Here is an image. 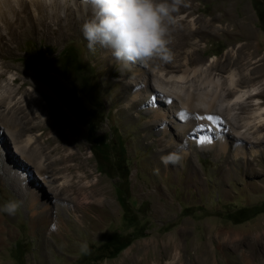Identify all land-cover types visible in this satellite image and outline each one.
Returning <instances> with one entry per match:
<instances>
[{
    "label": "rangeland",
    "instance_id": "obj_1",
    "mask_svg": "<svg viewBox=\"0 0 264 264\" xmlns=\"http://www.w3.org/2000/svg\"><path fill=\"white\" fill-rule=\"evenodd\" d=\"M75 2L83 4L82 0ZM180 4L178 13L193 8L191 17L196 26L207 32L194 35L190 42L197 38L196 44L183 45L181 49L168 46L161 55L145 61H118L110 49L98 45L89 50L82 33L70 38L65 35L62 44H56L51 34L42 32L46 25L55 27L49 18H45L46 25L29 27L20 39L17 35L0 39V70H6L0 84L13 76L17 78L16 87L25 80L17 96H38L34 106L52 123L49 130L57 129L60 143L69 141L73 150H79L80 164L75 174L82 177L81 184L96 185L97 189L93 196L89 189H71L52 197L37 177L35 167L18 159L16 142L4 134L5 141L0 143V204L14 199L19 208L13 215L0 213V264H175L177 259L176 264H264V142L259 145L263 150L255 161V175L238 173L236 178H221L219 167H224L233 153L213 158L212 153L196 148L188 161L182 150L189 153L192 147L182 145L175 118H155L154 125L147 111L148 105L156 102L147 97L152 89L134 85L141 81L156 86L161 81L159 75L156 77L159 68L180 72L187 53L192 67L194 57L202 62L210 57L221 62L237 51L242 63L239 69L250 71V84L263 89L264 0H182ZM216 4L235 16L236 32H211L210 23H218L213 21L212 7ZM220 26L227 30L231 27L227 13ZM177 27L183 29L187 23L178 21ZM247 41L250 44L244 45ZM64 51L75 58V63L63 71ZM214 70L213 74L219 72ZM228 70L226 67L220 71L221 76H226ZM135 88L145 96L131 104ZM259 96L264 101V90ZM75 103L78 119L67 106ZM165 105L161 102L158 107ZM88 123L94 126L91 136H101L106 145L108 155L104 159H97L90 149ZM164 125L166 142L175 145V151H157L166 143L159 140ZM148 126L153 133L152 144L144 136L149 134ZM261 132L264 134V129ZM187 136L192 137L185 134L184 139H189ZM163 156H173L176 162L165 164ZM11 166L25 168L29 179L41 184L35 212L30 209L28 194L21 195L16 189L14 180L22 176L9 173ZM53 168L55 165H50L47 174ZM190 168L194 171L188 172ZM28 177L23 176L25 182ZM117 188L126 194L130 212L136 217L133 222L123 217ZM64 199L79 203V212H71L70 203ZM49 207L57 212L55 218L52 214L50 219L45 217ZM112 233L131 241L115 256L104 257L106 252L98 250V246ZM82 244L88 246L87 254L81 253Z\"/></svg>",
    "mask_w": 264,
    "mask_h": 264
},
{
    "label": "bare ground",
    "instance_id": "obj_2",
    "mask_svg": "<svg viewBox=\"0 0 264 264\" xmlns=\"http://www.w3.org/2000/svg\"><path fill=\"white\" fill-rule=\"evenodd\" d=\"M181 6L180 4L177 12L173 14H177L175 22L168 26L165 47L181 49L183 45L196 44L197 38L193 43L190 42L194 35L197 32H200V34L202 31L207 32L201 26H196L194 19L191 17L193 8L188 10L189 8L185 7L184 9L187 10L178 13L182 9ZM212 11L215 13L213 21H218V23L213 25L208 20L212 25L213 30L211 32L221 29L222 32H236L235 28L238 24L235 21V16L229 10L223 9L221 4H216L212 7ZM224 13H227L231 20V27L228 30L220 26ZM89 16L90 9L85 4L78 6L75 0H0V23L3 32H5L4 35L0 34V39H11L13 35L19 36L20 39L22 34L29 31V27L46 25L45 18H49V23L53 22L55 27L51 28L46 25L43 27L42 32L51 34L50 36L56 44H62L65 35L70 38L81 34L80 26ZM178 21H185L187 27L178 28ZM23 27L25 28L23 29ZM201 37L200 35L198 40H201ZM243 44L248 45L250 43L247 41ZM231 48L233 49V46L228 47L230 50ZM192 61L195 65L190 67L187 53L181 63L184 68L180 72L177 69L164 71L163 68H159L156 77L159 75L158 78H161V81L156 86L147 82L141 84V81L134 83V85H144L152 89L147 96L148 100L152 97L156 102L158 100L166 104L162 108L158 107L161 102L148 105L147 111L154 118H152L154 125H156L155 118L163 119V121L169 117L175 118L177 123V133H175L183 138L182 145L192 147L189 153L182 150V154L188 161L196 148L212 153L213 158L225 157L232 152L233 157L230 155L226 165L219 167V170L222 169V175L224 176H221V178H236L235 175L238 173L255 175L258 172L255 170V161L260 157L263 150L259 148V145L264 142V134L261 132L264 129V105L262 104L264 101L259 96L264 88L259 89L257 85L250 84L253 79L251 72L239 69V67L242 68V63L239 60L237 51L235 56H227L221 62H217L213 57L204 62L194 57ZM226 67L230 69L228 74L221 76L220 71ZM214 69L219 72L213 74ZM31 70H34L32 66ZM4 75H6V70H0V78ZM16 79L14 76L9 77L8 80L3 79L6 81L5 84H0V128L2 129L0 143H3V139L5 141L4 134L12 139L13 143L16 142L14 146L17 154L19 153L18 159H21L26 165L35 167L37 177L48 187L47 190L52 194V197L57 198L61 190L71 189H89V194L93 196L97 190L96 185H92V188L81 184L82 177L75 174V170L80 164L78 148L74 147L73 150L69 145V141L60 143L57 137V129L56 131L49 130L52 123L48 122L39 108L34 106L37 103L35 100L38 96L31 97L29 93L25 96H17V90L25 80L16 87ZM242 83H245V85H242ZM144 96L142 90L135 88L132 92V99H134L131 104H135L136 99ZM147 129L149 134L146 132L144 136L149 137L151 139L149 143L152 144L153 140L150 135L153 133L150 131V126ZM166 129L167 127L164 125L161 130L163 136L159 138L160 142L163 140L166 142L165 137L168 136ZM185 134L192 135V137L187 136L189 139H184ZM20 138H23V140L17 144L21 140ZM55 141L57 143L53 144ZM175 147L168 140L164 145H160V149H157V151H175ZM68 149L72 150L69 151ZM0 165H3V162ZM50 165H55V168H53L51 174H47ZM11 170L8 172L14 176H22L18 180H14L16 189L20 190L21 195L28 194L30 209L35 212L39 207L38 194L41 190L39 188L41 184L39 182L34 183L33 180L29 179V171L23 167L11 166ZM189 171L194 170L190 168ZM23 176L28 177L29 180L25 182ZM57 180L60 182L54 184ZM65 201L70 203L68 209L71 212H79L81 208L79 203L71 199ZM48 209L50 210H47V213L43 212L48 219L52 218L51 214L53 216L57 214L56 211H51L50 207ZM178 261L177 259L175 264Z\"/></svg>",
    "mask_w": 264,
    "mask_h": 264
},
{
    "label": "clouds",
    "instance_id": "obj_3",
    "mask_svg": "<svg viewBox=\"0 0 264 264\" xmlns=\"http://www.w3.org/2000/svg\"><path fill=\"white\" fill-rule=\"evenodd\" d=\"M90 9L80 30L86 46L94 50L98 45L111 50L118 61H145L165 51L168 26L175 22L181 0H82ZM163 163H175L173 156L161 157ZM19 202L8 200L0 204V213L13 215ZM80 251L88 253L82 244Z\"/></svg>",
    "mask_w": 264,
    "mask_h": 264
},
{
    "label": "trees",
    "instance_id": "obj_4",
    "mask_svg": "<svg viewBox=\"0 0 264 264\" xmlns=\"http://www.w3.org/2000/svg\"><path fill=\"white\" fill-rule=\"evenodd\" d=\"M263 30H264V23L262 26ZM65 54L64 58H66V64H65V68L64 65L62 67V70L64 71V69L66 70L68 66H71V63H75V58L71 59L66 52L64 51ZM77 102V101H76ZM75 105V106H74ZM74 105H67L69 110L72 112V114L74 116H76V118L78 119L79 115L74 112L75 109H77V103H75ZM78 111V109H77ZM80 120V119H79ZM89 124L88 127V133H87V138L89 140L90 143V149L93 153L94 156H96V158L98 159H104L106 155H108L107 153V149H106V145L103 144L102 142V138L101 136H91V134L94 131V126L92 127ZM127 175V171L125 172ZM126 194L121 193V190L119 188H117V200L121 206V208L123 209V217L127 222H133L135 220V216L134 214H131L130 212V207L128 206V202L125 198ZM264 204V201L261 203V205ZM252 209V207H250L248 210L250 211ZM244 210V209H243ZM243 210H239L238 212H242ZM127 214H129L127 216ZM256 214L252 213V215ZM130 239L129 237H120L117 233H112L110 234L107 239L102 242L99 246H98V250L100 251H104L106 252L104 257H113L115 256L120 250H122L123 248H125L126 246H128L130 244Z\"/></svg>",
    "mask_w": 264,
    "mask_h": 264
}]
</instances>
